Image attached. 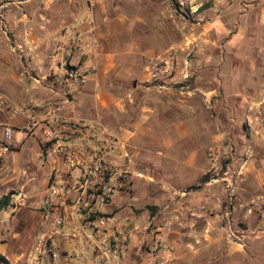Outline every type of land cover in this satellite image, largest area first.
<instances>
[{"label":"crops","instance_id":"crops-1","mask_svg":"<svg viewBox=\"0 0 264 264\" xmlns=\"http://www.w3.org/2000/svg\"><path fill=\"white\" fill-rule=\"evenodd\" d=\"M263 2L0 0L5 38L23 52L28 71L22 84L3 85L0 95L19 108L61 101L63 93L48 90L44 78L51 38L78 27L93 31L100 47L88 59L97 71L62 116L107 126L109 115L118 127L132 174L118 192L122 204L113 197L106 212L148 227L150 238L161 230L175 248L171 264H264V203L253 214L243 207L264 196V126L257 114L261 102L264 109V35L252 33L264 25ZM80 19L91 22L79 25ZM167 51L179 61L178 83L159 89L146 82L148 62ZM27 122L24 114L0 109L1 138L10 124L19 140ZM31 136L41 149V129ZM225 146L238 153L229 162L239 174L233 201L208 173L209 149ZM45 161L42 199L54 166ZM227 210L237 238L225 231ZM137 244L128 251L130 263L139 258ZM66 250L65 243L53 246L55 263L70 264Z\"/></svg>","mask_w":264,"mask_h":264},{"label":"built area","instance_id":"built-area-1","mask_svg":"<svg viewBox=\"0 0 264 264\" xmlns=\"http://www.w3.org/2000/svg\"><path fill=\"white\" fill-rule=\"evenodd\" d=\"M0 17L3 22V16ZM89 22V19L78 20L79 25ZM99 47L100 41L93 31L82 27L51 38L48 73L44 78L48 90L63 93L61 101H34L19 108L12 107L0 95V109L7 107L11 115L24 114L27 118L23 130L26 135H34L37 128L41 129L42 156L54 165L40 205L45 229L36 236L35 249L40 254L50 253L55 261L60 256L53 246L65 243L70 264H171L175 248L161 230L150 238L148 227H131L106 212L114 195L123 189L125 179L132 174L122 141L101 123L62 116L71 97L97 71L96 63L89 61L88 56ZM179 67L172 51L155 55L149 59L146 82L159 89L178 83ZM257 108L258 120L264 126L262 102ZM2 131L5 140L15 137L13 125L4 124ZM208 155V173L220 184L227 199L233 201L239 174L229 162L238 153L232 146H225L211 147ZM263 203L264 196L257 195L243 207L247 214H253ZM224 215L228 222L225 231L229 237L237 238L231 211ZM173 223L169 219L166 228L170 229ZM135 241L139 258L130 263L128 251Z\"/></svg>","mask_w":264,"mask_h":264},{"label":"rangeland","instance_id":"rangeland-1","mask_svg":"<svg viewBox=\"0 0 264 264\" xmlns=\"http://www.w3.org/2000/svg\"><path fill=\"white\" fill-rule=\"evenodd\" d=\"M252 28V33L264 35V25ZM6 33H9L7 27L0 19V88L7 85L13 89L16 83L22 84L27 79L28 71L21 58L23 52L12 50L14 43L5 38ZM259 46L263 48L264 42ZM104 119L107 127L116 133L118 127L113 118L104 115ZM1 137L0 150L4 146L8 148L0 152V197L12 193V200L0 212V264H61L55 263L50 253L40 254L35 249L38 229L44 228L40 202L48 170L37 137L26 134L19 140L16 136L13 140ZM120 196L114 195L118 202Z\"/></svg>","mask_w":264,"mask_h":264},{"label":"trees","instance_id":"trees-1","mask_svg":"<svg viewBox=\"0 0 264 264\" xmlns=\"http://www.w3.org/2000/svg\"><path fill=\"white\" fill-rule=\"evenodd\" d=\"M12 200V193H8L0 197V212L7 208Z\"/></svg>","mask_w":264,"mask_h":264}]
</instances>
